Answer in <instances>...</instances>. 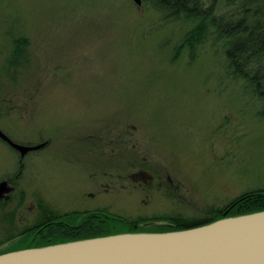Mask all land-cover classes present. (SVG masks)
<instances>
[{
    "label": "rangeland",
    "instance_id": "rangeland-1",
    "mask_svg": "<svg viewBox=\"0 0 264 264\" xmlns=\"http://www.w3.org/2000/svg\"><path fill=\"white\" fill-rule=\"evenodd\" d=\"M148 8L0 0V129L22 144L48 143L24 157L0 210V242L14 239L0 253L72 212L170 225L264 187V121L217 80L208 45L194 58L176 54L182 30ZM17 39L24 58L13 62ZM18 159L0 139V179L12 180ZM15 209L27 226L15 215L9 232L3 216Z\"/></svg>",
    "mask_w": 264,
    "mask_h": 264
},
{
    "label": "trees",
    "instance_id": "trees-1",
    "mask_svg": "<svg viewBox=\"0 0 264 264\" xmlns=\"http://www.w3.org/2000/svg\"><path fill=\"white\" fill-rule=\"evenodd\" d=\"M141 4L162 22L175 23L182 30L176 54L187 50L194 58L208 45L217 57V80L234 86L257 120L264 121V0H141ZM13 45V62L23 59L22 40ZM260 211H264V187L246 191L198 219L168 220L170 225L151 223L143 228L141 221L129 222L103 210L72 212L44 222L35 240L4 254L123 233L179 231Z\"/></svg>",
    "mask_w": 264,
    "mask_h": 264
},
{
    "label": "water",
    "instance_id": "water-1",
    "mask_svg": "<svg viewBox=\"0 0 264 264\" xmlns=\"http://www.w3.org/2000/svg\"><path fill=\"white\" fill-rule=\"evenodd\" d=\"M0 139L21 159L48 144L14 142L1 130ZM0 264H264V211L173 232L123 233L8 252L0 255Z\"/></svg>",
    "mask_w": 264,
    "mask_h": 264
},
{
    "label": "flooded vegetation",
    "instance_id": "flooded-vegetation-1",
    "mask_svg": "<svg viewBox=\"0 0 264 264\" xmlns=\"http://www.w3.org/2000/svg\"><path fill=\"white\" fill-rule=\"evenodd\" d=\"M3 133L5 135H7L5 132H3ZM11 140L14 141V142H17V141H15L13 139H11ZM23 159L24 158L21 159L20 156H19V159H18L19 170L17 172H15L12 180L9 179V178H7V179H5V178L0 179V189H1V192H0V210H4L5 211L9 207L7 204H8V202L11 201L12 194L15 193V189L17 188V184H16L17 182L16 181H18V179L22 176V173H23V167H24L23 166V163H22ZM19 195H20V201H19V203H24V195H23V192L21 190H19ZM87 195H89V194H87ZM6 215H8L7 218H6ZM15 215H17V216L19 215L18 221H19V223L22 224V227L23 226L24 227L27 226V223L25 221L26 219L25 218L24 219L22 218L21 211L19 209H15V211H12L9 214H5L3 216V218L5 220L4 222H6L5 224L7 225L6 226V230H9V232L12 231V226L17 224L16 223L17 222L16 221L17 219L15 218ZM38 217L39 216L37 215L36 218H38ZM37 220L38 219H36L34 222H37ZM30 225L33 226L32 224H30ZM38 225H39V223L38 224L35 223V226L34 227L37 228V227H39ZM21 234L22 233H20L19 236H21ZM8 239H9L8 241H1L0 243L3 244L4 242H11L12 240H14L13 238L12 239L11 238H8ZM1 254H4V253H0V255Z\"/></svg>",
    "mask_w": 264,
    "mask_h": 264
}]
</instances>
